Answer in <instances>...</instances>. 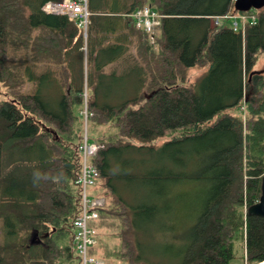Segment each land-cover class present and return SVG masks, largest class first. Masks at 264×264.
Here are the masks:
<instances>
[{
    "label": "trees",
    "instance_id": "16d2710c",
    "mask_svg": "<svg viewBox=\"0 0 264 264\" xmlns=\"http://www.w3.org/2000/svg\"><path fill=\"white\" fill-rule=\"evenodd\" d=\"M50 1L0 0V264H80L86 104L117 129L93 157L117 258L162 264L146 249L155 219L185 207L176 264H230L239 240L246 264L264 261V218L249 214L264 177V7L235 29L214 24L247 13L235 0H89L85 36ZM144 6L161 15L154 32L127 16Z\"/></svg>",
    "mask_w": 264,
    "mask_h": 264
},
{
    "label": "built area",
    "instance_id": "2783aa9c",
    "mask_svg": "<svg viewBox=\"0 0 264 264\" xmlns=\"http://www.w3.org/2000/svg\"><path fill=\"white\" fill-rule=\"evenodd\" d=\"M42 9L46 13L68 15L69 17L76 19L79 26L84 28L85 35H87L89 18L91 15L89 0L50 1L45 3ZM127 16H132L135 19L138 28H144L150 32H154L155 27L160 24L159 18L161 17V15L151 6L138 8L134 12L127 14ZM220 17L216 16L214 18V22L216 23L214 24L217 27ZM242 19L244 21L245 17L242 16ZM252 20L255 22L256 17L254 16ZM234 26L235 29H237L240 26L239 22L235 21ZM84 111L85 113H83L87 122L90 116L87 106ZM99 148L100 144L91 142L88 137V132H85L82 142L79 145L81 173L76 180V183L81 188V212L72 223L76 251L80 256V264H106L102 258L89 255L90 246L97 243V229L90 227L89 223L90 221L99 220V211L106 205V199L104 196L97 194V192H94L92 196L89 193L90 187H94L95 189L97 186L98 178L100 176L99 169L93 164V157L97 154ZM260 264H262V262Z\"/></svg>",
    "mask_w": 264,
    "mask_h": 264
},
{
    "label": "rangeland",
    "instance_id": "374dc122",
    "mask_svg": "<svg viewBox=\"0 0 264 264\" xmlns=\"http://www.w3.org/2000/svg\"><path fill=\"white\" fill-rule=\"evenodd\" d=\"M257 10L253 9L248 11L245 14H236V15H226V16H219V26L222 24H225V26H231L232 23L234 24L237 20L240 25H244L247 23L248 19H252L254 16H251V14L255 15V12ZM242 16L245 17V20L243 21ZM160 19V18H159ZM215 23V22H214ZM216 24V23H215ZM86 36V35H85ZM207 70H203L200 74L199 70H193L192 71V80H197L202 74L206 73ZM261 71L264 72V68L261 69ZM29 85H26L25 88H28ZM27 90V89H26ZM87 106V104H86ZM85 106V107H86ZM242 110H245V107H243ZM83 112L85 113L84 109ZM83 114V119L86 121V117ZM244 115V114H243ZM88 132V137L91 142H95L100 136L107 134H114L117 132L116 127H112L111 125H96L93 120H87L85 122V129L84 133ZM169 137L163 136L158 138V143L163 144L166 140H168ZM95 192L94 187L89 188V193L92 196ZM186 208L184 207L182 209V212L179 211L178 217L173 218V220H169L166 217H157L155 219L154 226L157 230L155 232V239H153L150 243V246H147L146 249L149 252V255L152 257L154 261L160 260V263L162 264H176L178 263L182 256H183V249L185 247V243L182 241L176 242L174 240V236L176 233L185 234L186 230L190 227L192 222L185 224L189 221V218L187 216ZM183 222V226L178 229H174L172 227H169L166 229V225H174V224H180ZM174 223V224H173ZM90 227L97 229V243L93 246H90L89 249V255L90 256H96L99 258H102L106 264H129L127 261L120 260V258H117L114 254V251L118 249L120 246V240L119 238L114 234V228L108 229L106 228L101 221H90L89 223ZM180 227V225H179ZM4 226L0 221V244L4 240ZM234 258L231 260L230 264H246L245 261V250H244V242L239 240L235 244L234 248ZM77 259H75V262L73 264H77ZM252 264V263H250Z\"/></svg>",
    "mask_w": 264,
    "mask_h": 264
},
{
    "label": "water",
    "instance_id": "95a60500",
    "mask_svg": "<svg viewBox=\"0 0 264 264\" xmlns=\"http://www.w3.org/2000/svg\"><path fill=\"white\" fill-rule=\"evenodd\" d=\"M235 9L240 12H248L253 9H261L264 7V0H235ZM153 94L147 96L150 98ZM249 214L256 215L264 218V177L262 180V195L260 200L249 207ZM34 237L32 238V243H34Z\"/></svg>",
    "mask_w": 264,
    "mask_h": 264
},
{
    "label": "bare ground",
    "instance_id": "6f19581e",
    "mask_svg": "<svg viewBox=\"0 0 264 264\" xmlns=\"http://www.w3.org/2000/svg\"><path fill=\"white\" fill-rule=\"evenodd\" d=\"M262 264H264V261L262 262Z\"/></svg>",
    "mask_w": 264,
    "mask_h": 264
}]
</instances>
